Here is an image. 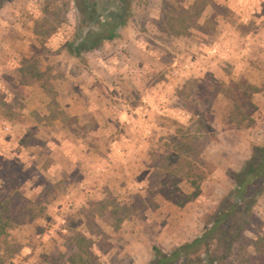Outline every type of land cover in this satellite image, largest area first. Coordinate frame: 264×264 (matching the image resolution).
I'll use <instances>...</instances> for the list:
<instances>
[{
	"label": "rangeland",
	"instance_id": "374dc122",
	"mask_svg": "<svg viewBox=\"0 0 264 264\" xmlns=\"http://www.w3.org/2000/svg\"><path fill=\"white\" fill-rule=\"evenodd\" d=\"M128 1L131 16L124 30L140 38L149 54L142 69H126L127 59L113 55L120 50L118 40L107 41L100 52L73 57L67 50L76 24L72 0H0V203L7 226L0 264H64L68 237L76 233L91 240L96 256L89 257L91 264H148L153 245L169 250L200 235L205 215L233 183L225 192H209L198 203L202 210H183L146 191L158 171L152 167L153 154L163 152L175 131L191 123L192 96L179 95L192 80H204L214 91L240 80L256 87V109L243 123L232 119L231 101L221 93L205 96V104L198 101L211 131L196 133L197 144L205 148L216 143L221 128L238 131L231 136L239 139L240 153L249 151L248 157L251 144L264 143V46L253 43L257 49L250 52L256 57L251 66L235 69L229 63L238 51L239 60L248 56L245 42H255L258 33L261 38L264 17L239 23L220 0H210L202 12V0ZM233 27L243 38L230 35V49L220 44L212 50L216 64L205 65L210 48L221 41L219 32L226 28L229 33ZM192 60L197 71L187 73L185 65ZM90 61L98 69L109 62L118 66L98 73L103 77L96 73L93 81L111 110L108 129L105 119H96L92 112L72 116L64 109L81 89L79 78L92 82ZM156 93L164 100L149 105L145 99ZM129 107L135 111L134 131L128 121L122 123V115H113ZM123 135L132 146L113 147ZM204 161L210 173L201 181V192L204 188L207 193L216 165ZM165 188H176L180 195L192 190L184 179L168 181ZM135 195L142 201H135ZM162 199L176 209H159ZM130 203L136 207L126 210ZM263 226L264 194L254 207L245 242L255 240ZM248 253L253 254L251 246ZM224 264L240 263L233 258Z\"/></svg>",
	"mask_w": 264,
	"mask_h": 264
},
{
	"label": "trees",
	"instance_id": "16d2710c",
	"mask_svg": "<svg viewBox=\"0 0 264 264\" xmlns=\"http://www.w3.org/2000/svg\"><path fill=\"white\" fill-rule=\"evenodd\" d=\"M72 1L76 24L73 40L68 43L67 50L73 57L100 52L105 42L119 38L120 29L128 25L131 16L128 0ZM209 2L202 0L200 12ZM209 88L204 80L195 79L180 91L181 97L192 96V106L188 107L191 123L175 131L170 137L171 143L165 145L163 152H153L155 158L152 167L158 171L146 190L148 195H162L177 206H184L200 195L201 181L210 173L209 164L200 156L204 145L196 143L197 134L211 131L205 113L199 107L200 101L204 104L209 101L205 96L212 93L216 97L221 93L229 98L230 116L237 123H243L253 115L256 109L252 100V93L256 90L253 85L240 80L239 83H232L230 88L224 85L215 91ZM227 173L233 186L205 215L201 234L169 250L153 245V255L148 264H224L233 258L238 259L240 264H264V230H259L256 239L249 244L245 242V232L252 222L254 207L264 194V143L251 144L250 155L241 168ZM179 179L186 180L192 188L185 195L178 194L176 188H165L168 181L176 182ZM140 197L135 195L133 198L139 202L142 201ZM132 207L136 205L130 203L126 210ZM143 207L144 204H141L140 208ZM3 218L0 203V241L5 239L7 233ZM68 241L69 252L63 255L64 264H91L89 257L96 260L90 250L91 240L85 234H72ZM248 246L252 247L253 254L248 253Z\"/></svg>",
	"mask_w": 264,
	"mask_h": 264
},
{
	"label": "crops",
	"instance_id": "0c3cea01",
	"mask_svg": "<svg viewBox=\"0 0 264 264\" xmlns=\"http://www.w3.org/2000/svg\"><path fill=\"white\" fill-rule=\"evenodd\" d=\"M262 1L263 0H220L221 3H223L229 9H231L233 13V17L236 20H238L239 23H241V21H244V22L250 21L252 24L254 23V20L264 17V12L261 11ZM226 28L223 29L221 33L219 32L221 36L220 37L221 41L219 43L215 42L210 48L209 50L210 52H212V50L216 52L218 46L222 43H223L222 45L223 47L227 46L225 47V49L226 48L230 49L231 44L228 42L229 40H231L230 35H238L239 37L243 38V34L239 30H237L235 27H233V30L231 32L229 31V33H227L228 30H226ZM119 33H120V37L113 41L118 40V42L120 43V48H119L120 50L114 51L113 55H118L119 58H121V56H124V59H127L126 69H130L133 67L142 69L140 65L143 64V66H145V64H148V62L146 61H148V58H149L147 48L143 44V41L141 42L140 38L135 37V34L132 33V31L130 32L125 31L124 28H122ZM258 34L254 35V38L256 39L255 42L252 40L245 42V45H247V47L246 48L244 47V48H245V51L249 54L248 56H246V58H243L244 60H239V58H236V54L237 53L240 54L239 51L235 53L233 56H230L229 63L233 64V66L235 65L234 66L235 69H237L238 67H242L243 65L248 66L249 64L251 66L252 64H255L254 58L256 57H253V55L250 54V52L254 51V49L255 50L257 49V46H254L255 44L264 46V34L260 35L261 38L256 37L258 36ZM251 35L252 34L248 36H251ZM246 37H247V34H246ZM104 45H106L107 47L108 43L105 42ZM104 49H106L105 46H104ZM240 49H243V48L240 47ZM132 53L136 54V59L138 60L137 63H135V61L137 60L133 61L135 57L132 58ZM212 55H213V52L208 54V58L204 56V59L206 58V62H204L205 65L208 64V65L214 66L216 64V62L213 61L215 57L211 58ZM240 55L242 57V54ZM195 62L196 60H192L190 63L185 65L186 70L188 71L187 73H193L194 71H197L196 69L197 64H195ZM220 63H223V60L220 59ZM106 64H109V65H106ZM106 64H100L102 68L98 69L97 68L98 66L94 65V62L90 61L89 67L87 69L91 72L90 79L92 80V82H88L87 80H83L79 78L78 83L81 89L78 93L75 94V97L73 98L75 101L70 102V104L67 107L64 106V109L66 110L67 113H69L72 116H77V115L80 116L83 113L92 112L96 119H98V117L105 119V122L103 123V125L107 128V126H111V123L108 120V115L111 114L110 113L111 110L103 104L105 100L102 102V99L100 98V96L102 95V91L100 90L98 91L95 84L93 83V81H96L95 78L98 77V76H95L96 73L102 74L105 71V74H106L107 72H112L113 69H115V67H118L117 65L116 66L111 65L110 62ZM97 65H99V63H97ZM189 69H192V70H189ZM80 74H84V73L81 71ZM133 75H136V74H133ZM133 75L132 77H130L131 79L135 78V76ZM110 85L112 87H115L112 85V83H110ZM149 99L147 98L145 100L148 102V104L150 103L149 105H151V104H155V101H157L158 103H161L160 100L163 101L164 96L158 95V93H156V94H152ZM158 110H160V108H158ZM134 112L135 111L129 107L127 109L123 108V109L116 110L115 114L113 115H116V116L122 115L121 117L122 123L125 124V121H128V125L126 124L127 127L131 128L132 131H134L133 121L134 122L136 121ZM111 119H115V118H113L112 116ZM123 119H125V121ZM144 123L146 124L147 121ZM127 127H126V131H127ZM144 129H146L145 126H144ZM217 132H218L217 135L219 137V140H217L216 143L212 144L211 146L205 147L201 153L204 160L210 161L211 163H214L216 165L214 173L211 176H209V179L211 180L210 190H208V192L206 193L205 189L202 188V192L200 193V195H198V197H196L192 201H189L183 207H181V209L183 210L187 209L188 211H190L191 207L193 209L195 207L197 210H202L201 206L198 203L203 202L205 198L207 197L206 195H208L209 192H212L213 194V192H217V191L219 192V189H220V192H225L226 188L232 185V181L227 175V172L229 170H233V171L239 170L241 168V164L244 161V159L248 157L249 151L244 152V155L240 153L238 151L239 146L241 145V143L239 142V139L236 140L235 138L234 140V138L231 136V135L238 136V131L236 129L227 130V129L221 128ZM117 145L121 148H125L126 146H132V143L128 142V137L123 135L121 140L118 141V144L114 142L113 147H116ZM123 152L120 153V155H124L122 156L121 159L124 158L123 160L127 161V157L125 158L126 154H124ZM232 161L236 162V166L230 165V162ZM220 196H221V193H220ZM162 205L168 207V209H176V206H174L171 202L166 201L164 199L160 201L159 209L162 208L161 207Z\"/></svg>",
	"mask_w": 264,
	"mask_h": 264
},
{
	"label": "built area",
	"instance_id": "2783aa9c",
	"mask_svg": "<svg viewBox=\"0 0 264 264\" xmlns=\"http://www.w3.org/2000/svg\"><path fill=\"white\" fill-rule=\"evenodd\" d=\"M7 129V128H6Z\"/></svg>",
	"mask_w": 264,
	"mask_h": 264
}]
</instances>
